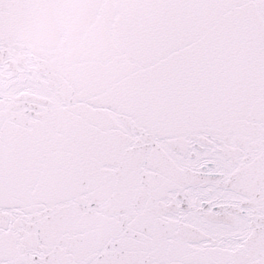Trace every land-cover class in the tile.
I'll list each match as a JSON object with an SVG mask.
<instances>
[{"label": "snow or ice", "instance_id": "obj_1", "mask_svg": "<svg viewBox=\"0 0 264 264\" xmlns=\"http://www.w3.org/2000/svg\"><path fill=\"white\" fill-rule=\"evenodd\" d=\"M0 264H264V0H0Z\"/></svg>", "mask_w": 264, "mask_h": 264}]
</instances>
